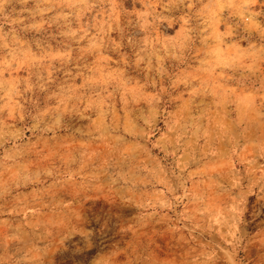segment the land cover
Listing matches in <instances>:
<instances>
[{
  "label": "rangeland",
  "instance_id": "obj_1",
  "mask_svg": "<svg viewBox=\"0 0 264 264\" xmlns=\"http://www.w3.org/2000/svg\"><path fill=\"white\" fill-rule=\"evenodd\" d=\"M0 264H264V0H0Z\"/></svg>",
  "mask_w": 264,
  "mask_h": 264
}]
</instances>
